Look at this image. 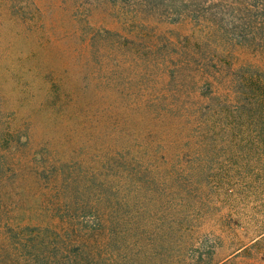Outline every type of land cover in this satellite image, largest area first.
<instances>
[{
  "label": "rangeland",
  "instance_id": "rangeland-1",
  "mask_svg": "<svg viewBox=\"0 0 264 264\" xmlns=\"http://www.w3.org/2000/svg\"><path fill=\"white\" fill-rule=\"evenodd\" d=\"M176 3L179 7L180 1ZM132 12L121 13L104 0H0V264H264V238L258 237L264 231V182L255 176L264 168L250 146L235 147L247 146L251 120L218 121L208 135L195 129L173 138L165 135L167 116L149 115L163 106L177 115L200 103L205 78H182V59L162 55L179 50L180 37L194 40L204 28L190 18L175 23V11L146 14L138 23ZM136 26L143 27L142 41L160 47L159 53L149 56L144 43L138 58L133 44L120 49L114 37L95 35L107 29L128 38ZM218 26L210 44L192 42L187 50L215 53L199 60L214 72L221 65L216 53L224 52L223 59L230 58L227 63L235 70L252 67L264 79V53L218 42L223 41ZM168 41H175V48H166ZM198 65L191 62L190 68ZM227 69L225 65L215 85L229 79ZM172 71L177 78L169 83ZM93 74L100 92H113V105L122 107L123 112L115 111L120 124L111 145L121 147L125 142L119 138L125 134L133 138L130 142L148 140L153 135L144 136L147 131L155 134L154 145L174 143L171 148L154 146L160 149L156 165L147 173L119 175L113 191L101 187L100 178L111 179L115 172L100 176L98 171L97 181L89 171L87 180L98 189L100 201L78 188L82 182L67 189L69 175L54 166L73 159L74 147L87 143L84 126L76 129L79 139L69 138L77 109L69 97L72 93L79 102L87 100L82 83L92 82ZM185 120L196 127L194 120ZM88 124L95 131L107 127ZM102 141L95 139L91 147ZM82 155L87 169L92 155L84 150ZM91 201L97 202L95 210L113 208V214L91 212ZM74 203H83L85 211ZM187 213L195 221L185 236L181 223ZM82 216L92 228L101 220L106 229L75 238L79 249L71 245L70 217L78 223ZM188 235L194 237L190 249L185 246Z\"/></svg>",
  "mask_w": 264,
  "mask_h": 264
},
{
  "label": "trees",
  "instance_id": "trees-1",
  "mask_svg": "<svg viewBox=\"0 0 264 264\" xmlns=\"http://www.w3.org/2000/svg\"><path fill=\"white\" fill-rule=\"evenodd\" d=\"M177 1H180L179 7L176 5ZM104 2L111 4L121 13H125V10L131 9L133 11V21L136 23H138V19L142 18L143 15L148 14L149 16H154L165 9L167 12L175 11L178 13L176 15L177 18L175 20L173 19L175 23L190 18V20L195 21L201 28H204V32L201 31L198 33L194 40L188 36L180 37V43L178 44L179 50L175 48V41H168V43H166V48L175 49L168 50L162 55L163 59L165 60H168L169 58H172V60L182 59V65L178 71L182 78L189 77L193 82L196 78H205V82L203 84L205 86L200 88V93L197 97L198 102L200 103L196 107H187L186 109L184 108L179 110L177 115H174L175 111L168 108L167 106L152 108L151 111H149V115L150 117H156V114H154V112H156L160 113L161 116H167L165 135L173 138H177L185 134H191L195 132V129L208 135L215 128V124L218 123V121L234 122L238 120H251V136L244 139V141L247 143V146L240 147L235 145V147H237V150H239L250 146L254 151L257 152L259 163L264 168V79L262 78L260 71L252 69V67H243L240 70H235L231 62L230 64L227 63L230 58L225 61L223 59L224 52L219 51V53L216 54L218 58L221 59L219 60L221 65L216 66V69L219 70L214 72L210 70L208 62L203 61L201 63L199 60L200 58L206 60L208 56L213 57L215 56V53H211V50L208 53L195 52L193 49L192 51L187 50V46L192 44V42L195 43V46L210 44L211 40H214L216 36L214 35V27L215 25L220 24L218 29H220L219 33L223 38V41L218 42H224L228 45L230 44V47L251 46L264 53V0H104ZM143 31V27L140 28L136 26L132 31H130L132 34L128 38L122 36L120 33L112 32L107 29L99 30L98 32L96 31L95 35L97 34V39L106 36L114 37V44L120 49L124 48L125 44L128 42L133 44V46H135L134 56L138 58L141 56L139 52L140 45L144 43H146L148 46L147 48L149 49V56L159 53L161 51L160 47L157 45L155 46L147 41H142L141 35ZM233 38L234 40H237L236 43H233ZM145 39L146 37L144 36L143 40ZM122 40H124V42ZM191 62H197L199 64L198 67L191 69ZM225 65H227L228 69L230 70V77L229 79L222 82L224 85H215L214 80L217 78V76H221L223 71H225ZM187 67L188 70L183 75L184 70ZM171 73L172 77L169 80V83H172V78L173 80L177 78V75H175L174 71ZM96 80V74H93L92 82H87L85 85L82 83V91L87 97V100L84 102H79L72 95V93L69 97L71 98L70 104H72L75 108L77 107V109H74L71 116V118L76 121V126L73 127L75 128L73 129V132L69 133V138L71 141L79 139V137L75 138L76 134L78 136L76 129H78V127L81 128L84 126L86 128V134L89 136L86 137L87 143L84 141L82 145L79 146V148L74 147L72 150V155L74 157L73 159L67 161L58 160L54 166L58 173H66L67 176L69 175V180H67V189L70 187V185H72V187H77L78 184L82 182L78 188L83 187L85 192L93 195V199H99L98 201H100L101 197H98L101 194L97 192V188L93 189L88 181L90 180L89 178H91V172L94 176L93 180H97V176L99 175L97 174L98 171H101L100 176L103 174L105 175L106 172H115V175L112 173L111 179L109 178L106 180V178H100V182L102 183L100 186H108V188L113 191V186L117 184L119 175L122 174L125 176V178H128L130 174L132 175L133 173L149 172L151 167L157 163L156 160L158 156L154 155L158 154V151L160 150L158 147L171 148L174 143L170 144L169 142L168 146L154 145L153 139L155 134L151 131H147L143 134L144 136L150 138L153 135L148 140H135L130 142L129 140L133 138L129 139L127 138L129 134H125L123 138H119L125 142L122 143L121 147L117 145L114 147L111 145L110 142H113L112 136L114 137V132L118 131L120 124V120L118 119L117 113L115 111H122V107L113 105L114 101L112 100L113 98L117 97L116 95H112L113 92L107 95H105L103 92H100L99 86L95 82ZM223 86H225L224 90L222 89ZM203 100H206V102L208 101L209 104L203 105ZM230 106L231 109L229 108ZM246 108H248L247 111ZM128 110L134 111V108ZM179 112L182 113L183 116H181ZM124 113L127 115L125 111ZM177 116L182 117L180 121L178 120L179 118H177ZM187 118L194 120L196 127H190V125H188L190 120H185ZM157 120L164 124L159 118L155 121ZM91 121L97 127H101L103 123L107 127L106 129H100L98 131L91 130L88 124ZM85 123H87V125ZM233 134H236V132L233 131ZM97 138H103V141L97 144L95 147H91L93 141H95ZM241 139L242 137H240L238 140L243 141ZM248 142L250 143L248 144ZM84 147H86V149H82ZM83 150L86 154L92 155V161H90V165L87 167V169L84 165V158L82 155ZM94 161L95 166L93 165ZM85 164L87 165V163ZM89 171L91 172L89 173ZM255 176L256 178H260L259 181L264 182V169ZM207 177H210V175ZM155 181L156 180L152 181V183H157ZM80 194H82V191ZM72 195L77 196L78 193H72ZM73 199L74 198L72 197V200ZM95 203H92V201L91 203H87L89 204L88 209H91V212H98L102 216L107 217L113 214V208L104 210V212L102 210H95L96 206L92 205ZM81 204L74 203V206H79L77 209L82 208L81 211L86 209L80 207ZM89 220V218L87 220V216H82V219H79L77 223L74 217H70V223L72 225L71 238H74L71 241L72 247H79L80 249L81 247L80 244H77V240L79 238L81 239V236L86 234H95L96 232L102 233L106 229H104V227L102 228L101 220L100 224L98 223L97 226L92 228L90 224L93 223H90ZM194 221L195 219L189 213H187L186 218L182 219L181 225L185 236L188 232L191 233L194 227ZM84 225L86 226V229ZM192 235L187 236L190 241H188V243L185 245L189 249L192 247L194 240ZM258 237L264 238V231ZM260 243H262V241Z\"/></svg>",
  "mask_w": 264,
  "mask_h": 264
}]
</instances>
